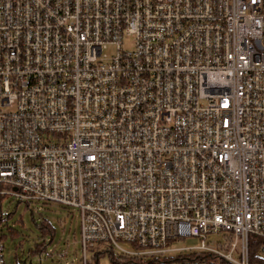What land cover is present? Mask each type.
<instances>
[{"label":"built area","instance_id":"1","mask_svg":"<svg viewBox=\"0 0 264 264\" xmlns=\"http://www.w3.org/2000/svg\"><path fill=\"white\" fill-rule=\"evenodd\" d=\"M2 197L78 212L82 264L264 255V0H0Z\"/></svg>","mask_w":264,"mask_h":264},{"label":"rangeland","instance_id":"2","mask_svg":"<svg viewBox=\"0 0 264 264\" xmlns=\"http://www.w3.org/2000/svg\"><path fill=\"white\" fill-rule=\"evenodd\" d=\"M125 46L130 47V44ZM3 213L7 218L9 216L4 225L0 226V238L5 237L3 243L6 264H82L81 221L78 212L53 203H37L31 210H27L24 204L7 198L3 203ZM42 219L51 223L55 235L47 248V254L44 253V258L40 261V254L33 252L42 242V232L39 228ZM7 226L17 233L14 238ZM46 242L49 243L50 238H47ZM198 244L197 239H189L176 246L192 248ZM65 251L67 256L60 257ZM98 264H112V259L109 255L103 256Z\"/></svg>","mask_w":264,"mask_h":264},{"label":"trees","instance_id":"3","mask_svg":"<svg viewBox=\"0 0 264 264\" xmlns=\"http://www.w3.org/2000/svg\"><path fill=\"white\" fill-rule=\"evenodd\" d=\"M6 200V198L2 197L0 198V226L4 225V222L7 221V216L3 213V203ZM27 207V206H26ZM28 210V209H27ZM11 217V216H10ZM37 223V222H35ZM41 232H42V242L37 245L36 251L33 252V254L42 255L47 251L48 243L46 242L47 238H50V244L54 240L55 230L52 227L51 223L47 219H42L41 224L39 226ZM7 229L10 231V235L14 238L17 233L12 231L11 228L7 226ZM5 237L0 238V241H4ZM263 245V240L256 237L251 236L250 242H249V255H250V264H264V255L261 252V247ZM210 258L209 256L205 255L202 257V259Z\"/></svg>","mask_w":264,"mask_h":264}]
</instances>
